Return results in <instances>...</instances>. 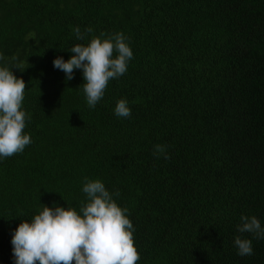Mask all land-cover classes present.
<instances>
[{
    "label": "trees",
    "instance_id": "16d2710c",
    "mask_svg": "<svg viewBox=\"0 0 264 264\" xmlns=\"http://www.w3.org/2000/svg\"><path fill=\"white\" fill-rule=\"evenodd\" d=\"M117 32L133 59L89 108L82 70L66 80L53 60ZM0 52L23 70L32 140L0 159V264L44 205L80 211L85 177L120 191L138 264H264V239L237 230L241 215L264 227V0H0Z\"/></svg>",
    "mask_w": 264,
    "mask_h": 264
},
{
    "label": "clouds",
    "instance_id": "9594fccd",
    "mask_svg": "<svg viewBox=\"0 0 264 264\" xmlns=\"http://www.w3.org/2000/svg\"><path fill=\"white\" fill-rule=\"evenodd\" d=\"M92 31L91 27L83 33L78 26L73 28L77 40H84ZM127 39L123 32L101 33L86 46L71 47L68 51L74 55L67 61L55 58L53 66L65 73L66 80L74 78V70H82L86 103L94 109L103 99L109 81L127 72L133 59ZM5 59L0 52V61ZM16 59L12 57L0 66V159L22 153L32 143L31 136L24 132L31 116L22 107L25 81L13 73V69L21 70ZM114 114L118 118L131 116L126 99L117 102ZM153 155L170 159L167 146L162 144L154 145ZM82 192L87 200L82 202L79 212L70 206L43 204L31 222L18 225L11 239L14 264H138L140 254L134 243L135 229L129 210L113 199L120 196V191L110 193L100 179L85 177ZM237 230L264 239V227L254 215H241ZM234 245L242 257L253 254L251 239L236 236Z\"/></svg>",
    "mask_w": 264,
    "mask_h": 264
}]
</instances>
